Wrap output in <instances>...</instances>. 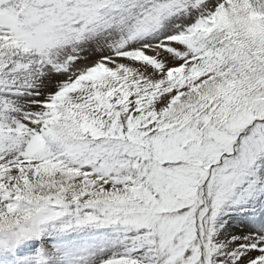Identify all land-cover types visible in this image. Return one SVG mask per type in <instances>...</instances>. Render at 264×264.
Returning <instances> with one entry per match:
<instances>
[{
	"label": "snow or ice",
	"instance_id": "6c2138e0",
	"mask_svg": "<svg viewBox=\"0 0 264 264\" xmlns=\"http://www.w3.org/2000/svg\"><path fill=\"white\" fill-rule=\"evenodd\" d=\"M0 264H264V0H0Z\"/></svg>",
	"mask_w": 264,
	"mask_h": 264
}]
</instances>
